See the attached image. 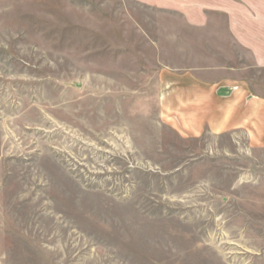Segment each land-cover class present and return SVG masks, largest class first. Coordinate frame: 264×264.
Returning a JSON list of instances; mask_svg holds the SVG:
<instances>
[{
	"label": "rangeland",
	"instance_id": "obj_1",
	"mask_svg": "<svg viewBox=\"0 0 264 264\" xmlns=\"http://www.w3.org/2000/svg\"><path fill=\"white\" fill-rule=\"evenodd\" d=\"M163 71L264 96V0H0V264H264V148Z\"/></svg>",
	"mask_w": 264,
	"mask_h": 264
},
{
	"label": "crops",
	"instance_id": "obj_2",
	"mask_svg": "<svg viewBox=\"0 0 264 264\" xmlns=\"http://www.w3.org/2000/svg\"><path fill=\"white\" fill-rule=\"evenodd\" d=\"M161 81L163 114L183 136L242 134L249 147L264 148V96L248 80L163 71Z\"/></svg>",
	"mask_w": 264,
	"mask_h": 264
}]
</instances>
